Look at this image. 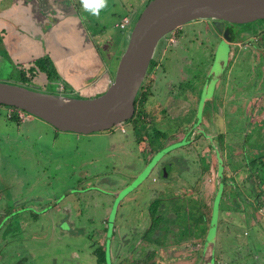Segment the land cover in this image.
<instances>
[{
	"label": "rangeland",
	"instance_id": "rangeland-1",
	"mask_svg": "<svg viewBox=\"0 0 264 264\" xmlns=\"http://www.w3.org/2000/svg\"><path fill=\"white\" fill-rule=\"evenodd\" d=\"M148 1L108 0L98 16L81 0L75 8L101 58L114 57L112 73ZM125 17L130 24L122 29ZM208 22L184 24L158 42L144 80L151 95L142 119L149 121L135 130L131 119L89 134L60 131L33 115L8 119L11 108L0 105L9 125L0 127V264H98L101 253L106 264H134L155 243L178 240L177 230L147 229L146 204L156 193L181 196L174 202L202 198L213 211L210 228L193 243L174 246L181 241L172 239L173 246L157 247L155 264H243L242 257L244 264H264V43L223 40L215 55L219 39ZM251 26L233 29L245 39ZM214 56L218 65L212 67ZM2 62L0 81L15 82L12 61ZM58 80L40 71L26 85L79 95L62 75ZM201 91L196 105L169 98ZM155 130L164 138L153 140L151 149V134L144 132ZM136 134L144 141L137 144ZM162 167L169 170L166 178ZM245 169L253 177L247 188ZM255 185L258 193L250 191ZM230 200L239 212L224 211Z\"/></svg>",
	"mask_w": 264,
	"mask_h": 264
},
{
	"label": "water",
	"instance_id": "water-1",
	"mask_svg": "<svg viewBox=\"0 0 264 264\" xmlns=\"http://www.w3.org/2000/svg\"><path fill=\"white\" fill-rule=\"evenodd\" d=\"M261 19L264 0H149L126 37L111 78L98 94L78 90L79 95L73 96L0 81V105L22 110L60 131L89 134L108 130L133 115L134 99L157 44L166 35L198 20L244 24ZM167 172L162 176L166 178Z\"/></svg>",
	"mask_w": 264,
	"mask_h": 264
},
{
	"label": "flooded vegetation",
	"instance_id": "flooded-vegetation-1",
	"mask_svg": "<svg viewBox=\"0 0 264 264\" xmlns=\"http://www.w3.org/2000/svg\"><path fill=\"white\" fill-rule=\"evenodd\" d=\"M3 2H5V5L2 4ZM22 11L23 9H20L15 0H0V61L2 62L6 59L12 61L10 66H12L11 73L15 76V82H20L18 79H22L26 84L28 83V80L31 81L32 78H34V74L40 72V69L33 64V61L39 57H48L51 62V68L59 75L53 55L47 52L46 49L49 47L55 49V46H57L58 43L64 42L65 38H70L72 35H76V30H78L80 26L74 24L75 30L71 29L69 28V23L66 22V19H63L60 24L53 23V25H51L52 28L50 27V30L47 31L50 24L31 23V21H34L35 18L33 20H29L28 17H23L21 19L18 18ZM209 21L208 25L212 30V32H210L211 35L216 38V41L219 39L214 48L215 55L219 49L220 43H222L223 40H225L226 44L231 45L237 42L243 43L250 38L251 42H253V46L255 47L258 46L257 44L264 43V19L256 20L260 21V23H255V21L248 23H253V27L251 26L249 28L248 32L250 35L245 39H241V32H237V29H233V27L239 24L221 20ZM30 46L31 48H29ZM29 50H33V53L31 54ZM57 59H59V57ZM216 59L217 58L214 56L212 67L215 64L218 65V62L216 63ZM213 73L214 71L212 72V75ZM53 81L59 82L58 79H54ZM173 88L174 85L170 87V90L172 91ZM178 88H180V86ZM183 93L178 96H169V98L172 100L184 101L191 98L193 101L196 100V103L192 102L190 104L196 105L202 95V91L201 94L198 95L199 97L189 96L188 93H184L183 95ZM164 170H167L166 167L161 168V174H164Z\"/></svg>",
	"mask_w": 264,
	"mask_h": 264
},
{
	"label": "trees",
	"instance_id": "trees-1",
	"mask_svg": "<svg viewBox=\"0 0 264 264\" xmlns=\"http://www.w3.org/2000/svg\"><path fill=\"white\" fill-rule=\"evenodd\" d=\"M118 58L116 60H118ZM154 61H155L154 59H151L150 61L149 67L151 66V69L153 68ZM33 64L36 67H38V69H40L41 72L45 73L48 81H53L54 79H58V74L55 73L53 69L51 68V62L48 57H39L33 61ZM147 76H148V73L146 75V78ZM146 78H144V80ZM17 83H20V82H17ZM20 84H25V83L24 81H22ZM147 85L149 86V83L146 84V82L144 81L142 82L137 92V95L134 99V113L131 116V118L128 119V120L133 119L134 122L136 121L135 122L136 125L133 126L134 130L138 127L137 123H139V125L141 126L142 124L141 122L149 121L148 119L146 120L142 119L146 117L148 113L147 110L145 109V105H146L145 103L146 101H148L149 95H151L149 91V88H151V86L148 87ZM63 86L66 87V85H63ZM10 108H11L10 109L11 115L7 116L8 119H13L17 122L20 119H22L19 116V111H22V110H19L13 107H10ZM128 120L124 122H127ZM149 132L151 135H150V138L147 140V144L152 149V146L155 143L153 142V140L156 141L157 138L163 139L164 137H161L162 133L156 130L155 131H145L144 133L147 135ZM135 140L137 144L144 141L142 137L140 135L137 136V134L135 136ZM256 169H258V167ZM242 173L244 175L242 184L244 187L247 188V185L249 186V184H251V179L253 178L252 173L248 172L247 169H245L244 172ZM248 179L250 180L249 184L247 181ZM256 185H259L262 187V183H258V184L256 183ZM256 185L253 186V188L250 189V191L258 193V191H256L257 189ZM159 191L161 192L163 190H159ZM224 192L225 190L223 189L222 196L224 195ZM154 195L155 196L151 198L153 200L150 201L148 204H146L147 214L150 219V223L147 225L148 231L151 233L152 231H155L156 228H166V232L168 231L172 232L174 230H177L179 234H176L175 237H178V240L174 239V236L173 237L171 236L169 237V240H167L166 238L160 242L155 243V247L151 248L150 251L146 255L135 259L134 264H155V262L153 261V258L157 256V251H156L157 247L158 249L171 247L173 246L174 241H181L179 243L174 244V246H180L181 244L193 243L197 238H199V237L196 238V234L198 236H201L200 232L202 230H207L208 228H210V222L212 218L211 213L213 211V208H212V205H210V203L208 202H205L204 199L201 198L195 201L194 200L191 201L192 199L188 198L189 200L188 202H185L182 200H179L178 202H174L175 199L181 196H177L173 193H168L166 198L160 197L159 195H157V193ZM160 195H162V193H160ZM169 196H171L172 198L169 199ZM230 203L231 205L229 206V208H225L224 211L239 212L238 210H235L236 200L234 201L230 200ZM173 215L175 216L174 218H173ZM203 216L204 218H207V221L206 219L204 221ZM194 228H195V232H194ZM196 228H198V232H196ZM172 239H174V241ZM170 240L173 241V243H171ZM238 259L242 260L243 264L245 263L246 258L242 257ZM97 261H98V264H106V257L104 256V253H101L100 256H98Z\"/></svg>",
	"mask_w": 264,
	"mask_h": 264
},
{
	"label": "crops",
	"instance_id": "crops-1",
	"mask_svg": "<svg viewBox=\"0 0 264 264\" xmlns=\"http://www.w3.org/2000/svg\"><path fill=\"white\" fill-rule=\"evenodd\" d=\"M15 2L21 10L23 9L22 13H19L18 18L20 19L28 17L29 20H33L35 18L31 23L47 25L60 24L61 20L66 19L69 28L75 30L74 24L80 26L79 16L82 14L75 10L80 7L78 5L80 0H15ZM76 32L77 36L72 35L70 38H65L64 42L55 46V49L49 47L46 51L53 55L59 74L64 77V80L71 83L70 86H74L79 91H85L89 95L95 92L98 94L112 76L111 68L114 57L109 56L108 62L104 61L97 51L96 41L94 42L91 37L87 36L85 29L80 26ZM88 41L93 45L92 47ZM29 52L32 54L33 50H29ZM58 57L59 59H57ZM28 116L29 118L26 120L32 118L30 115ZM2 123L6 127L9 126L5 120L1 119L0 115V127ZM200 252L202 253L204 250L201 248Z\"/></svg>",
	"mask_w": 264,
	"mask_h": 264
},
{
	"label": "clouds",
	"instance_id": "clouds-1",
	"mask_svg": "<svg viewBox=\"0 0 264 264\" xmlns=\"http://www.w3.org/2000/svg\"><path fill=\"white\" fill-rule=\"evenodd\" d=\"M81 3L85 11L98 16L100 11L107 6L108 0H81Z\"/></svg>",
	"mask_w": 264,
	"mask_h": 264
},
{
	"label": "built area",
	"instance_id": "built-area-1",
	"mask_svg": "<svg viewBox=\"0 0 264 264\" xmlns=\"http://www.w3.org/2000/svg\"><path fill=\"white\" fill-rule=\"evenodd\" d=\"M130 24V19H128V18H123L120 22H119V27L120 28H122V29H124V28H126L128 25ZM11 115V112H9L8 113V116H10ZM25 115H28L27 113H25V112H22V111H19V116L21 117V118H23ZM23 116V117H22Z\"/></svg>",
	"mask_w": 264,
	"mask_h": 264
}]
</instances>
